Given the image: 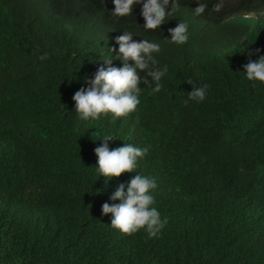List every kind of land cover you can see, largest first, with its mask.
Returning a JSON list of instances; mask_svg holds the SVG:
<instances>
[{
    "label": "trees",
    "instance_id": "trees-1",
    "mask_svg": "<svg viewBox=\"0 0 264 264\" xmlns=\"http://www.w3.org/2000/svg\"><path fill=\"white\" fill-rule=\"evenodd\" d=\"M178 2L145 30L142 3L115 17L114 0H0V264H264V82L244 69L264 55V0ZM179 22L181 45L169 32ZM125 32L159 44L161 90L142 82L134 112L81 119L74 94ZM193 86H206L203 101ZM109 135L110 150L149 148L134 172L101 175L95 149ZM136 174L157 184L151 207L167 224L156 237L102 212Z\"/></svg>",
    "mask_w": 264,
    "mask_h": 264
},
{
    "label": "clouds",
    "instance_id": "clouds-1",
    "mask_svg": "<svg viewBox=\"0 0 264 264\" xmlns=\"http://www.w3.org/2000/svg\"><path fill=\"white\" fill-rule=\"evenodd\" d=\"M30 1L36 7L44 2V0ZM137 3L143 5L145 30L159 29L180 6L178 0H114L115 9L112 15L115 17L130 16L133 6ZM170 4L171 11H167ZM206 8L207 4L200 2L199 7L195 9V14H203ZM221 8L222 3H216L212 10L220 11ZM244 16L252 17L249 13ZM169 32L173 43L181 45L188 40V25L185 22H179L178 26L169 29ZM116 42L119 44V55L103 59L107 68L100 67L93 79L86 80V83L91 86L87 89L81 88L73 96L76 102V112L80 114L81 119L87 120L89 117L97 119L101 113H112L115 117L126 116L134 112L140 103L139 95L142 89L139 85L142 82L148 86L154 83L153 92H159L162 88L160 81L167 72V66L163 69L156 67L157 62L153 56L154 52H159V44L148 40L134 41L130 32L118 36ZM110 50L112 53L116 52L115 48ZM47 58V53L39 57L40 60ZM113 58L121 60L123 67L112 66ZM244 69L248 80L264 82V55L260 56L258 61L250 60L244 65ZM145 71L147 76L152 78V83H149L147 77L142 80L139 75L140 72ZM188 83L193 84L191 80ZM188 97L197 102L203 101L206 97V86H193ZM114 139L111 135L106 136L103 139V145L95 149L98 169L101 175L109 179L120 177L126 172H134L137 159L145 156L149 151L148 147L141 149L131 144L110 150L108 141ZM156 187L157 184L153 178L140 174H136L127 185L120 184L111 199L119 200L121 203L102 205L104 215L109 213L113 215L111 226L125 234L145 229L149 237H156L167 224V220H161L158 210L151 207L154 204V197L150 194V190Z\"/></svg>",
    "mask_w": 264,
    "mask_h": 264
}]
</instances>
